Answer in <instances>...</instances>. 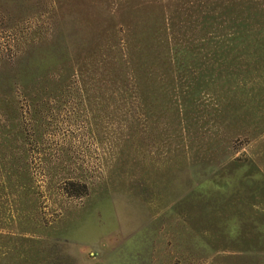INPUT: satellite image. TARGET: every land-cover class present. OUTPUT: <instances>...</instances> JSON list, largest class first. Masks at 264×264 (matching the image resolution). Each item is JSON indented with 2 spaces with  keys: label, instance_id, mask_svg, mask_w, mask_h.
Returning a JSON list of instances; mask_svg holds the SVG:
<instances>
[{
  "label": "rangeland",
  "instance_id": "obj_1",
  "mask_svg": "<svg viewBox=\"0 0 264 264\" xmlns=\"http://www.w3.org/2000/svg\"><path fill=\"white\" fill-rule=\"evenodd\" d=\"M0 264H264V0H0Z\"/></svg>",
  "mask_w": 264,
  "mask_h": 264
}]
</instances>
